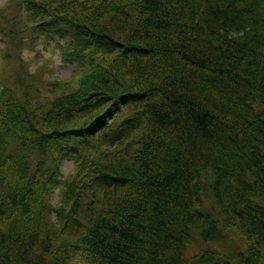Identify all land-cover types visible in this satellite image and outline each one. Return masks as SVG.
I'll use <instances>...</instances> for the list:
<instances>
[{"label": "trees", "instance_id": "obj_1", "mask_svg": "<svg viewBox=\"0 0 264 264\" xmlns=\"http://www.w3.org/2000/svg\"><path fill=\"white\" fill-rule=\"evenodd\" d=\"M0 30V264L264 262V0H6ZM42 36L78 67L49 95Z\"/></svg>", "mask_w": 264, "mask_h": 264}, {"label": "rangeland", "instance_id": "obj_2", "mask_svg": "<svg viewBox=\"0 0 264 264\" xmlns=\"http://www.w3.org/2000/svg\"><path fill=\"white\" fill-rule=\"evenodd\" d=\"M5 2L6 0H0V5L4 4ZM6 47L7 37L3 31L0 30V63L3 61L1 54L4 52ZM12 50L16 51L14 47H12ZM17 51H20L21 57L28 61L31 74L34 75L35 78H38L37 84H39L41 95H49L53 86L51 83L52 81L66 80L70 78L76 70H78L76 65L62 61L59 49L55 45L53 39H48L42 36L34 43V45L30 43L29 45L22 44ZM17 64L18 63L16 62V65ZM3 72L4 68L0 66V90L2 87L1 79L4 77L11 78V71L2 74ZM15 82V77H12L10 84L14 85ZM37 92V94H39V91ZM73 170L74 159L64 160L61 166V178H68ZM58 193L59 186L55 190V196L53 199L54 206H57L60 203ZM53 218L56 220L55 211H53ZM262 264H264V262Z\"/></svg>", "mask_w": 264, "mask_h": 264}]
</instances>
